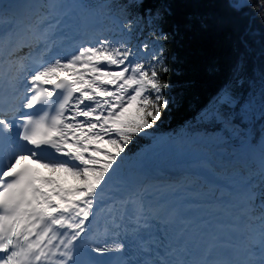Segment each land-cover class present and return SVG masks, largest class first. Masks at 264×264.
<instances>
[{
  "label": "snow or ice",
  "instance_id": "obj_1",
  "mask_svg": "<svg viewBox=\"0 0 264 264\" xmlns=\"http://www.w3.org/2000/svg\"><path fill=\"white\" fill-rule=\"evenodd\" d=\"M125 7L0 0V264H264V187L258 197L249 183L226 201L201 160L191 175L207 191L170 185L177 199L153 202L125 173L128 145L173 102L164 47L131 43L138 21L121 18ZM225 8L215 23L238 33L236 80L254 29L232 17L252 8L264 25V0ZM152 37L168 40L163 30ZM231 98L230 81L218 99ZM260 170L264 184V142ZM111 253L119 256L97 259Z\"/></svg>",
  "mask_w": 264,
  "mask_h": 264
},
{
  "label": "trees",
  "instance_id": "obj_2",
  "mask_svg": "<svg viewBox=\"0 0 264 264\" xmlns=\"http://www.w3.org/2000/svg\"><path fill=\"white\" fill-rule=\"evenodd\" d=\"M97 2V0H96ZM94 2V3H96ZM125 5L121 18L131 17L138 21L139 37L164 47L170 71L164 79L171 84L169 95L173 102L156 126L146 134L134 137L126 154H131L148 144L151 136L166 132L173 135L188 128L190 130L215 128L219 125L213 119L203 120L202 111L221 92L226 83L232 82L233 106L224 105V112L234 113V119L246 125L239 113L242 101L247 95H257L262 103L253 114L251 129L253 139L264 126V48L261 34L264 25L252 8L245 9L243 21L232 17L234 22L251 23L254 31L249 38L247 55L243 57V71L239 79L233 80L232 68L239 52L238 33L229 27H220L216 18L227 15L226 0H112ZM143 4V7L133 5ZM255 3V0H253ZM155 21V22H152ZM161 30L167 41H155L153 31ZM214 66L215 70H211ZM260 188L262 177L257 179Z\"/></svg>",
  "mask_w": 264,
  "mask_h": 264
},
{
  "label": "bare ground",
  "instance_id": "obj_3",
  "mask_svg": "<svg viewBox=\"0 0 264 264\" xmlns=\"http://www.w3.org/2000/svg\"><path fill=\"white\" fill-rule=\"evenodd\" d=\"M13 1H15L14 3H19L18 0H11V2ZM201 135L203 136L202 139H196V141L204 142V144H201V142L197 144L188 143L185 138H178L176 140H172L169 144L162 145L160 151L157 153H151L152 149H150L149 150L150 153L145 157H142V159L139 161L138 166L143 170V169H151L153 166L159 164L163 166L172 164L176 166H181L185 170H188L192 173L194 171L195 163L200 162L201 160H206L207 158L205 157L209 152H214L218 149H221V143L218 142L219 139L217 138L219 133L205 132L204 134ZM224 142L226 141H223V143ZM240 149L248 152V145H245V147H241ZM249 154H251V152H249ZM253 159L256 160L258 164H260V158H253ZM130 166H131L130 160H128L127 162L124 163V170H127ZM218 174L219 176L223 177V179L225 180L224 173L218 172ZM61 178L66 180L68 184L72 183L70 182V176L64 177L62 175ZM240 181L241 180L236 176L229 178L227 180L228 183H226V187H229V183L236 186L237 183ZM240 194L241 191L239 189H235L233 191L230 190L229 195H226L225 200L227 199L228 201L236 202ZM161 197L169 198L170 192L165 191L161 195ZM169 201H173V199H169Z\"/></svg>",
  "mask_w": 264,
  "mask_h": 264
},
{
  "label": "rangeland",
  "instance_id": "obj_4",
  "mask_svg": "<svg viewBox=\"0 0 264 264\" xmlns=\"http://www.w3.org/2000/svg\"><path fill=\"white\" fill-rule=\"evenodd\" d=\"M85 3H90L89 1H94V0H84ZM138 40V39H137ZM138 42H143L142 40H138ZM136 39H134V41L132 42V44L135 46L137 43ZM236 98H231V103H233L235 101ZM260 104V100L257 99V95L253 94V95H247L244 97L242 104H241V108L239 110L240 115L242 116L244 121L250 120L251 115L254 113L255 111V107L256 105ZM223 105L220 106V103L216 100H213L212 103H210V105L205 108L201 115L203 120H209V119H213L215 122L220 123V125L218 126V130L221 129L223 131H225L226 133H232L234 134L232 138H235L237 135L235 134L236 132L240 133L243 131V129H241V127L239 126V124L234 120H232V117L234 115L233 112L231 111H227L224 112L223 111ZM217 113L220 114V118H217ZM240 127V128H239ZM188 129H185V131H187ZM217 130V129H216ZM215 131L214 129H203L204 132H215L218 133L220 131ZM166 137V134H158L155 135L153 137V140L155 142H157V139H163ZM176 138V137H175ZM153 142V144L155 143ZM104 147H107V145H102ZM128 158H125V161ZM255 180L253 178H251V182ZM70 182L74 183V181L72 180V178L70 177Z\"/></svg>",
  "mask_w": 264,
  "mask_h": 264
},
{
  "label": "built area",
  "instance_id": "obj_5",
  "mask_svg": "<svg viewBox=\"0 0 264 264\" xmlns=\"http://www.w3.org/2000/svg\"><path fill=\"white\" fill-rule=\"evenodd\" d=\"M256 106H261V101H260V104L259 105H256Z\"/></svg>",
  "mask_w": 264,
  "mask_h": 264
}]
</instances>
